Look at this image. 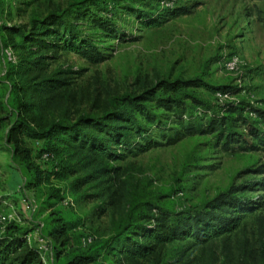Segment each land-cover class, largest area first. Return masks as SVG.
I'll list each match as a JSON object with an SVG mask.
<instances>
[{"label": "trees", "instance_id": "obj_1", "mask_svg": "<svg viewBox=\"0 0 264 264\" xmlns=\"http://www.w3.org/2000/svg\"><path fill=\"white\" fill-rule=\"evenodd\" d=\"M172 2L157 0L159 11L152 14L144 9L152 10L147 0H79L63 12L33 17L28 28H0L2 55L9 48L20 52L18 62H5L0 135L4 133L3 149L12 161L30 173V179L22 182L23 191L49 176L73 177L78 167L96 166L95 173L111 183L119 174L118 169L108 168L110 163L194 136H211L226 153L264 154L263 108L244 101L220 102L217 94L231 95L233 90L201 78L160 80L140 94L96 100L92 113L57 117L65 106L76 103V81L81 74L71 69L50 70L54 53L71 52L91 65L102 64L114 51V42L133 39L125 28L120 29L121 21L124 25L131 22L130 31L136 25V31H142L158 27L166 17L188 12ZM197 89L212 93L217 102L203 100ZM28 141L42 142L38 157L53 165L48 175L31 162ZM257 172L264 175V165ZM88 179L77 178L71 190L78 192ZM258 185L264 188V178ZM255 186L252 182L231 186L201 207L184 210L161 202L169 195L157 196V203L137 198L126 220L114 224L108 238L80 232L83 221L62 212L69 207L68 202L64 205L67 193L51 188L42 201L48 211L42 222L30 230L14 221L0 228V264H164L170 245L188 240L204 245L236 232L262 208L260 202L245 197V191ZM30 206L35 216L38 208ZM32 234L49 249L48 258Z\"/></svg>", "mask_w": 264, "mask_h": 264}, {"label": "rangeland", "instance_id": "obj_2", "mask_svg": "<svg viewBox=\"0 0 264 264\" xmlns=\"http://www.w3.org/2000/svg\"><path fill=\"white\" fill-rule=\"evenodd\" d=\"M77 1L0 0V28H28L33 17L63 12ZM174 1L188 12L177 18L166 17L158 27L136 31V25L130 31L131 22L124 25L121 21L120 29L125 28L133 39L114 42V51L102 64L91 65L71 52L54 53L56 59L50 70L71 69L81 74L76 81V103L65 106L57 117L92 113L96 100L106 102L124 94H140L160 80L176 77L201 78L213 86L230 88L233 91L223 102L244 101L264 110V0ZM147 2L152 10L144 9L157 14V0ZM19 56L20 52L11 48L5 56L0 52V102L4 101L1 82H5V62L16 63ZM230 61L236 62L233 72L225 69ZM196 91L203 100L217 102L212 93ZM0 136V216L22 229H33L47 216L42 201L51 188L67 193L69 207L62 212L83 221L80 232L108 238L114 224L126 220L137 198L157 203V196L169 195L161 202L184 210L201 207L231 186L252 182L256 186L246 190L245 197L260 202L261 209L248 216L231 236L204 245L190 240L170 245L164 264H260L264 257V188L258 185L264 175L257 172L264 165L261 152L226 153L215 146L211 136H194L110 163L108 168L118 169L119 174L111 183L95 173L96 166H89L78 167L79 172L65 180L49 176L39 186L23 191L22 182L30 179V173L12 161L3 149L4 133ZM27 145L31 162L48 175L53 165L38 157L42 142L28 141ZM87 177L78 192L71 190L74 180ZM30 205L38 208L35 216L30 213ZM31 236L48 258L50 252L44 242L38 235Z\"/></svg>", "mask_w": 264, "mask_h": 264}, {"label": "built area", "instance_id": "obj_3", "mask_svg": "<svg viewBox=\"0 0 264 264\" xmlns=\"http://www.w3.org/2000/svg\"><path fill=\"white\" fill-rule=\"evenodd\" d=\"M235 67H236V62L235 61H230L228 62L226 65H225V69L229 72H233L235 71ZM216 98L220 101V102H223L225 101L226 99H228V95H220V94H217L216 95ZM45 157V156H44ZM64 205H67V202L64 203ZM34 209V208H33ZM10 220L0 216V225H5L6 223H8ZM35 239V237H33ZM31 239V236L28 237V240ZM42 242V241H40Z\"/></svg>", "mask_w": 264, "mask_h": 264}]
</instances>
